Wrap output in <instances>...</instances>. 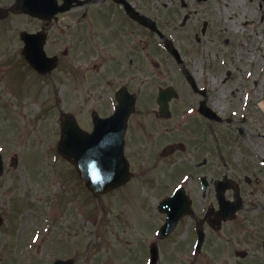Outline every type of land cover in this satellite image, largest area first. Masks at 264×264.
Wrapping results in <instances>:
<instances>
[{"label": "rangeland", "instance_id": "obj_1", "mask_svg": "<svg viewBox=\"0 0 264 264\" xmlns=\"http://www.w3.org/2000/svg\"><path fill=\"white\" fill-rule=\"evenodd\" d=\"M12 1L0 0V5ZM155 2L161 30L181 48V64L161 47L148 48L145 44L136 51L145 54V59L128 64L126 51L112 43L101 46L98 35L102 32L91 33L86 27L91 16L75 25L73 16L65 12L50 22L25 15L0 20V148L4 157L0 177V264H52L58 257H72L74 264H146L152 241L159 249L157 264H264V215L252 209L257 203L264 204V168L257 164L258 154L264 156V45L258 42L259 50H254L255 46L245 51L237 44L250 35L247 32L257 30L262 35L264 7L239 31L227 27L231 40L225 46L222 29L209 26L202 33L207 18L201 13L183 23L180 9L177 16L174 11L167 14V8ZM93 3L94 10L100 12L102 1ZM41 27L50 34L48 52L66 45L70 49L58 68L46 76L35 74L28 66L19 39L22 29ZM189 32L198 38L191 39ZM85 36H92L96 42L94 49L88 47L87 54ZM149 45H154L153 38ZM116 59L124 63L120 72L119 68L112 69L118 73L105 77L103 66L113 65ZM189 77L199 86H206V96L191 89ZM122 84L136 92L140 104L130 117V125L139 129L147 124V128L160 129L159 136L164 139L159 148L173 141L185 144L192 136L196 141L188 142V148L171 160L157 159L159 165H144L140 160L136 167L139 172L135 171L136 176L126 185L94 196L57 150L60 114L70 112L88 128L91 111H108V93L114 94ZM170 85L177 89L178 96L170 102L172 115L161 118L155 111V98L159 87ZM203 99L222 120L231 116L230 122L221 125L194 118L200 115L189 111ZM143 140L147 141L145 135ZM151 146L152 142L147 150L148 161L152 158ZM134 148L141 159L139 144ZM203 156L206 165H192L191 173L196 177L204 173L214 178L224 174L235 178L242 187L246 206L231 221L206 225V239L195 253L193 224L202 215V206L213 203V192L207 191V201L201 203L204 199L193 176L187 187L196 201L194 213L181 220L164 239L154 235L163 221L156 204L170 193L181 173L190 170L187 161L194 163ZM178 158L181 161L176 162ZM246 176L252 177L250 183L245 182ZM250 201L255 204L249 205ZM242 249L248 250V255L240 258L236 252Z\"/></svg>", "mask_w": 264, "mask_h": 264}, {"label": "flooded vegetation", "instance_id": "obj_2", "mask_svg": "<svg viewBox=\"0 0 264 264\" xmlns=\"http://www.w3.org/2000/svg\"><path fill=\"white\" fill-rule=\"evenodd\" d=\"M93 1L99 0H78V2L72 5L68 12L70 16L74 18L75 22H73V25L91 16L90 19H87L86 27L89 30L91 29V33L102 32L101 35H98L101 37V46L106 44L108 47L111 43L117 45L122 52H127L125 58L129 63H131V61L132 63L137 62L141 60V58L145 59V54L136 52L142 44H145L148 48L151 46L156 47V32L152 29L151 25L148 24V21L158 23L156 13L154 12L156 8L154 7V5H156L154 0H127L136 11L146 17V21L143 23L130 17L126 7L122 3H116L114 0H101V11L98 12L93 8ZM252 1H255L254 6L251 5ZM160 5L162 8H167L165 10L167 14L174 11L175 16L178 15V10L180 9L183 12L181 18L183 23L188 21L193 15L199 13L206 15L213 21L221 19L223 21L222 29L226 32L227 27L232 31H239L240 27L244 28L247 26L248 23L251 22V19L257 18L253 16L257 10L263 9L264 2L263 0H163ZM178 5L180 7H178ZM87 6H89L88 9ZM257 6H259V8H257ZM81 8L83 9L82 11L80 10ZM93 10L95 13H92ZM167 19L170 18H166V20ZM227 20H229V24L226 23ZM257 28L259 27H256V29ZM86 37L88 44L94 49L96 45L95 40L92 36ZM152 38L154 39V45H149V42H152ZM243 38L244 40L250 39L249 42L251 44L255 43L253 41L254 36ZM227 40V43L224 42L225 44L229 43V39ZM152 51L153 50L147 51V54H151ZM64 54L67 55L66 51ZM58 61H60V57H58ZM113 62L114 65L117 66L118 60H114ZM129 128H131L130 125ZM136 133L133 132L132 129L130 131L128 129L126 135V148L129 151V157L131 159H134L135 155L134 149L129 146L128 138L134 143L138 142L140 136ZM188 144L187 142V145ZM184 149H186V147H184ZM176 153L177 151L174 152V155ZM199 160L200 159L195 162V164L198 163V166ZM154 164L159 165L158 162ZM249 203V205L255 204L254 201H250ZM210 209H212V207ZM252 209L255 210L256 214L260 213L264 215V204L257 203Z\"/></svg>", "mask_w": 264, "mask_h": 264}, {"label": "water", "instance_id": "obj_3", "mask_svg": "<svg viewBox=\"0 0 264 264\" xmlns=\"http://www.w3.org/2000/svg\"><path fill=\"white\" fill-rule=\"evenodd\" d=\"M17 9H27L24 0H18ZM33 63V62H32ZM36 66V64H34ZM37 67V66H36ZM62 133L67 134L60 142V152L69 157L78 167L82 178L87 182L89 187L95 191L107 190L117 184L116 179L121 174L113 169L111 172L106 170L104 155H107L106 149L111 147L112 139L115 137V131L100 128L92 134H86L79 130L74 119L70 115H62ZM106 141L109 143L105 145ZM91 162V164H89ZM177 217L173 220L172 227ZM172 227H164L168 233ZM66 262V261H64ZM70 264V262H66ZM57 264H64L57 262Z\"/></svg>", "mask_w": 264, "mask_h": 264}]
</instances>
